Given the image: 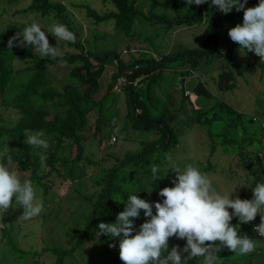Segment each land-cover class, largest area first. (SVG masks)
Here are the masks:
<instances>
[{"label":"rangeland","instance_id":"obj_1","mask_svg":"<svg viewBox=\"0 0 264 264\" xmlns=\"http://www.w3.org/2000/svg\"><path fill=\"white\" fill-rule=\"evenodd\" d=\"M52 1L64 6V12L72 20L73 29L78 34L83 50L99 58L102 57L101 54L114 52L117 59L127 64L139 58L158 60L167 55H177L187 49H201L204 52L196 66L199 70L196 74L210 97H194L189 99V102L193 108L207 112L202 119L210 116L216 118L209 126L195 124L188 112V102L182 101L181 91L185 89L193 92L196 82L191 80L184 83V72L188 67L182 64L176 67L178 60L165 63V68L156 78L142 75L134 80L133 84L138 86L142 95L148 90L153 107H149L150 112L162 118L172 128L177 142L166 152L154 150L148 154L149 165L144 169L137 170L134 165L124 166V172L121 173L124 182L121 188L126 190L129 196H143L149 203L162 202L163 198L158 195L159 190L165 186H173L171 180L175 178V173L171 168L178 166L183 169L191 164L207 173L218 191L226 192L232 187H237L230 198L237 195L240 199L252 198L251 189L257 183H264V63H261L254 53L239 49L227 34L231 27L242 23L243 11L237 12L234 7L228 14L220 12L217 33L211 42V45L215 44L212 51L211 45H207L209 35H205V28L211 20L209 12L202 14L200 23L169 27L148 22L144 16L147 14L150 0H136L138 10L143 16H137L130 34L122 37L114 30L112 20L95 23L85 14L84 6L99 15L113 12L114 9L109 3L101 0ZM183 1L184 6L180 14L185 15L189 10L185 7V0ZM258 1L247 0L245 7H254ZM28 4L29 0H0V35L5 34L7 30H12L14 34L22 33L26 26L36 21L41 24L42 30L46 31L50 46H56L60 55L64 52L75 53L71 48L61 47V40L51 35L49 29L55 24L53 15L39 17L37 14H18V11ZM190 6L197 7L195 4ZM154 13L168 16L175 21L171 0H156ZM212 23L211 21V26ZM39 57V53L33 52L25 58L12 59V87L27 79L29 73L25 71L26 68L32 60ZM70 67L64 63L47 66L45 82L58 91H61L65 84L75 86L81 91L84 87L69 76ZM103 68L99 93L95 97L96 100H101V108L89 117L84 133L86 137L81 143L82 160L71 170L68 165L59 166L60 177L52 173L42 180L49 188V196L45 199L47 201L43 204L44 208L39 216L24 220L21 216L22 206L16 203L14 198L13 207L5 213L0 212V264H54L55 256L47 250L51 247L71 250L63 257L62 264H123L120 259L116 262L112 260L114 247L109 245L113 244L115 238L109 239L102 235L103 237L100 236L97 240L95 232L98 230V224L104 222V219L107 221L105 223H114L116 215L123 211L124 207H117L116 210L105 213L103 220L96 216L90 223L94 230L87 232L83 244L76 247L74 243L80 238L84 223L90 216L93 203L96 202L97 194L101 191L110 168L117 165L126 155L139 154L141 150L143 152L146 143L157 140L159 134L153 130L131 129L122 90H111L110 94L102 99L110 75L116 68V60L106 59ZM227 69L233 75L234 89L220 92L216 87V78ZM10 91L14 92L13 89ZM16 118V113L0 105V127L12 125ZM45 138L49 142L48 149H52L54 137ZM223 140L232 143L223 144ZM62 145L61 149L56 150V156L71 159L74 154L72 147H68L67 141H63ZM6 148L0 138V152H4ZM21 149L37 157L39 167L36 175L39 177L45 174L47 168L44 167L42 159L45 150L27 145L25 136ZM12 151L15 152L16 147ZM168 156H171V162L167 159ZM7 165L13 170H19L12 161H8ZM153 166L159 167L157 176L161 179L156 181H153ZM19 171L22 180L30 177L28 170ZM34 188L37 198L42 200L41 190ZM231 211L229 209V212ZM147 219L150 218H146L141 210L139 218L134 220L137 230ZM230 223L237 225L238 235H247L254 239L257 247L247 255L232 253L224 248L218 254L217 264H264V237H259L253 231V227L260 223V216L257 215L249 223H240L238 218L233 217ZM116 240L119 242V238ZM11 244L21 250L36 253L47 249L35 257L24 256L17 259L9 249ZM185 244L186 240L171 237L168 250H171L173 245L183 248ZM187 264H203V258L190 260Z\"/></svg>","mask_w":264,"mask_h":264},{"label":"trees","instance_id":"obj_2","mask_svg":"<svg viewBox=\"0 0 264 264\" xmlns=\"http://www.w3.org/2000/svg\"><path fill=\"white\" fill-rule=\"evenodd\" d=\"M107 2L113 7V12L99 15L91 10L89 7L84 6L85 14L88 18L92 19L95 23L106 22L112 20L113 28L118 35L127 37L130 34L134 20L137 16H143L139 12L136 0H101ZM259 2V1H258ZM172 13L175 21L171 20L168 16L159 15L154 13L156 8V0H150L146 16L144 18L148 22L154 24L168 25L174 27L177 25L192 26L201 22V16L204 12H209L210 22L205 28V35H209L207 45H211L212 40L217 33V26L220 20V11L211 5V0H207L203 5L196 8L188 6L189 13L182 15L180 10L184 6L183 0H171ZM64 6L59 2L52 0H29V4L18 11V14H37L39 17H46L53 15L55 23L64 24L68 30L73 32L76 37V42H66L61 40L60 46H66L76 51L75 53L64 52L54 58L39 57L30 62L26 68L29 73L27 79L15 86H11V81L14 75L11 62L14 57L25 58L28 55L36 52L34 48L29 45L28 47H7V41L14 35L12 30H7L5 34L0 35V105L12 110L16 113V121L10 126L0 127V138L8 147L7 155L11 157L17 169L21 171L28 170L30 179L33 186L41 190V197L43 204L48 196V186L42 181L48 178L52 173L55 176H61L59 166L70 167V170L82 160V146L81 143L85 140L84 133L87 129L89 117L94 111H99L101 108V100H96L99 91V80L104 72L103 63L108 58L116 60V68L110 75V81L107 84L106 93L102 99H105L116 84V80L123 78L125 83L120 86V91L124 93L126 104V116L129 120L130 127L135 131H150L153 130L159 134L157 140L146 143L143 152L134 155H126L117 165L110 168L107 177L104 180V185L101 191L97 194L96 202L93 203L90 216L84 223V229L81 231L80 238L74 243V246L79 247L84 242L85 235L89 230H94L90 224L96 216L101 217L107 212H112L118 208H123L129 195L126 190L121 188L124 182V177L121 173L124 172V166H133L137 170L144 169L149 165L148 154L154 150L162 152L168 151L176 145V135L172 128L157 115H153L150 110L152 107L149 92L146 89L142 95L140 89L134 80L139 76L144 75L156 78L165 68V63L170 60H175L180 64H186L190 70H193L199 60L204 55L201 49L182 50L177 55L164 56L158 60L155 58L146 59L139 58L133 59L129 63H123L117 59L114 52H106L98 57L84 51L79 40L78 34L73 29L72 20L65 14ZM176 24V25H175ZM212 51L215 49V44L210 47ZM64 63L71 66L69 76L73 78L80 86L84 88L80 91L77 87L70 84L62 86L61 91L55 90L45 82L46 67L49 65H57ZM233 75L230 70L221 72L216 78V87L218 91L225 92L234 89L232 82ZM11 89L14 90L11 93ZM182 101L189 104V115L195 124L210 125L216 118L210 116L204 118L207 112L195 109L191 106L187 96L183 95L181 91ZM193 93L196 97L209 98L210 94L201 82L197 81L193 87ZM147 102V103H146ZM31 132L43 130L45 137H54V146L52 149H47L43 152V165L47 171L42 176H37L36 171L39 167V161L36 156H32L28 151H22L21 146L25 131ZM209 138L211 134L208 133ZM114 140V139H112ZM67 141L68 147L73 149V157L71 159L58 158L55 154L56 150L63 147L62 142ZM161 143H164L161 145ZM221 143H232V141H222ZM264 144V143H263ZM16 151L13 152V148ZM9 160H3L8 163ZM71 172H69V175ZM139 198L143 199V196ZM88 203V201H86ZM85 202V203H86ZM104 222H107L105 219ZM82 236V237H81ZM103 237V236H102ZM11 243V241H8ZM114 252L113 261L119 259V242L116 238L113 240ZM10 251L15 254L17 259H22L24 256L35 257L40 253L30 252L28 250H21L15 245H10ZM55 256L54 264H62L64 256L68 255L71 250H63L56 247L47 249Z\"/></svg>","mask_w":264,"mask_h":264},{"label":"clouds","instance_id":"obj_3","mask_svg":"<svg viewBox=\"0 0 264 264\" xmlns=\"http://www.w3.org/2000/svg\"><path fill=\"white\" fill-rule=\"evenodd\" d=\"M204 3L206 0H185V7ZM246 4L247 0H211V5L222 14H228L234 7L237 12L243 11L242 23L231 27L227 34L239 49L254 53L264 63V0H259L254 7L246 8ZM49 31L57 39L76 42L75 34L64 24L55 23ZM29 45L41 57L60 55L56 46H50L46 31L36 21L7 41L9 49ZM183 95L188 99L191 97L185 89ZM45 135L43 130H26L24 134L27 145L46 151L49 142ZM8 150L7 147L0 152V212L5 213L12 208L14 198L22 206V218L31 220L43 211V201L37 198L30 179L22 180L19 170H13L3 162L11 160ZM167 159L171 162L172 158L168 156ZM171 170L175 173L171 180L173 186H165L158 192L162 202L149 203L136 194L129 196L114 223L98 224L97 240L102 235L109 239L119 238V259L123 264H187L196 258H203V264H217L218 254L224 248L239 255L256 250L257 242L247 235H238L237 225L230 222L236 217L240 223H249L259 215L260 223L253 231L264 237V183H257L251 189V199H240L238 195L230 198L237 187L226 192L218 191L209 175L191 164L183 169L173 166ZM151 171L153 181L161 179L157 176L158 166H153ZM141 210L150 219L140 224L137 230L134 220L139 218ZM171 237L186 240V244L183 248L173 245L168 250ZM109 247L115 245L110 244Z\"/></svg>","mask_w":264,"mask_h":264},{"label":"crops","instance_id":"obj_4","mask_svg":"<svg viewBox=\"0 0 264 264\" xmlns=\"http://www.w3.org/2000/svg\"><path fill=\"white\" fill-rule=\"evenodd\" d=\"M176 63V62H175ZM186 64H182V66H185ZM187 66V65H186ZM176 67H178V63H177V66ZM188 67V66H187ZM175 68V67H174ZM193 71H195V72H193ZM197 71H199V70H197V68L195 67L193 70H190L189 69V67L185 70V76H184V83L185 82H188V81H191V80H193V81H195V82H197V81H199V77L197 76V74H196V72ZM188 73V74H187ZM187 74V75H186ZM194 78V79H193ZM197 78H198V80H197ZM183 80H181V84L183 85ZM199 82H201V80L199 81ZM190 92V91H189ZM191 94H193V95H191V97L189 98V99H194V97H196V95H194V93L193 92H190ZM193 97V98H192ZM197 98V97H196ZM190 101V100H189Z\"/></svg>","mask_w":264,"mask_h":264},{"label":"built area","instance_id":"obj_5","mask_svg":"<svg viewBox=\"0 0 264 264\" xmlns=\"http://www.w3.org/2000/svg\"><path fill=\"white\" fill-rule=\"evenodd\" d=\"M125 83V80L123 78H119L116 80V84L113 86L112 90L114 92H119L120 91V86H122ZM185 95L189 96V93L187 91L184 92ZM262 142L264 143V135L262 137ZM254 229V227H253Z\"/></svg>","mask_w":264,"mask_h":264}]
</instances>
